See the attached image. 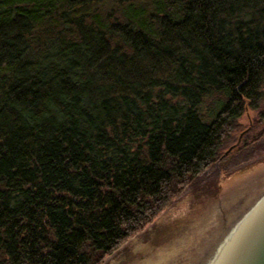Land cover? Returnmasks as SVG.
Returning <instances> with one entry per match:
<instances>
[{
  "label": "trees",
  "instance_id": "16d2710c",
  "mask_svg": "<svg viewBox=\"0 0 264 264\" xmlns=\"http://www.w3.org/2000/svg\"><path fill=\"white\" fill-rule=\"evenodd\" d=\"M248 110L264 0H0V264H102Z\"/></svg>",
  "mask_w": 264,
  "mask_h": 264
},
{
  "label": "water",
  "instance_id": "95a60500",
  "mask_svg": "<svg viewBox=\"0 0 264 264\" xmlns=\"http://www.w3.org/2000/svg\"><path fill=\"white\" fill-rule=\"evenodd\" d=\"M216 187L185 190L103 264H264V160Z\"/></svg>",
  "mask_w": 264,
  "mask_h": 264
},
{
  "label": "rangeland",
  "instance_id": "374dc122",
  "mask_svg": "<svg viewBox=\"0 0 264 264\" xmlns=\"http://www.w3.org/2000/svg\"><path fill=\"white\" fill-rule=\"evenodd\" d=\"M258 120H259V112L254 111V110H248L245 112V114L240 119V122L242 123L244 127L247 126V128L235 134V138L237 141L239 140V143L228 154H225V152L231 146L235 145L237 141L234 144L229 145L226 148V150L223 152V155H221V157H219V159L216 162H214L208 168H206L203 172H201L194 179V181L185 189L186 190L185 193L184 194L182 193L183 195L181 194L182 198L185 195L198 191L203 187L216 190L217 189L216 184L218 183L220 179L222 178L224 179V177L226 176L228 177V175L236 172L237 170L246 168L247 166L262 162L264 160V136L255 140V142L244 144L241 147L240 146L238 147L246 131L251 126H253V129L250 133V136H253L255 133H258L259 131L264 129V120L254 127L255 122ZM176 200H174L171 204H173ZM132 237H130L129 239H131ZM128 240H126L117 249L121 247H126V245H128V243L130 242V240L129 241Z\"/></svg>",
  "mask_w": 264,
  "mask_h": 264
}]
</instances>
